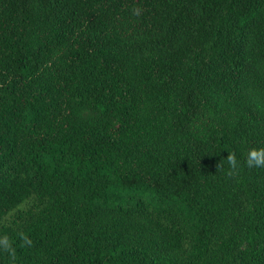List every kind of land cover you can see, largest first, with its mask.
<instances>
[{"label":"trees","instance_id":"1","mask_svg":"<svg viewBox=\"0 0 264 264\" xmlns=\"http://www.w3.org/2000/svg\"><path fill=\"white\" fill-rule=\"evenodd\" d=\"M252 147L264 0H0V264H264Z\"/></svg>","mask_w":264,"mask_h":264},{"label":"clouds","instance_id":"2","mask_svg":"<svg viewBox=\"0 0 264 264\" xmlns=\"http://www.w3.org/2000/svg\"><path fill=\"white\" fill-rule=\"evenodd\" d=\"M132 15L140 16L142 10L139 7H133ZM245 155V164L251 168H264V147H252L246 151ZM225 163L228 165L227 175L231 176L239 168V161L237 159L236 153L234 151H228V154L217 164L218 171H221L224 168ZM21 242L23 245L27 246L31 244V239L26 234H21ZM0 248H3L4 251L8 252L11 257L14 258V248L12 242L7 236L0 237Z\"/></svg>","mask_w":264,"mask_h":264}]
</instances>
